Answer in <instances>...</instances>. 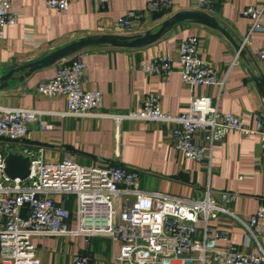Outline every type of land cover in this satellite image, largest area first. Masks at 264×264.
<instances>
[{
  "label": "crops",
  "instance_id": "1",
  "mask_svg": "<svg viewBox=\"0 0 264 264\" xmlns=\"http://www.w3.org/2000/svg\"><path fill=\"white\" fill-rule=\"evenodd\" d=\"M151 0H69L65 11L46 7L45 0H12L17 20L4 28L0 42V76L14 67L36 61L52 51L82 37L117 34H156L160 25L178 12H204L214 16L224 28L243 41L245 54L238 55L233 44L214 28L189 21L178 24L146 45L125 48L107 45L81 50L86 67L81 78L85 89L102 92V103L92 115L60 117L65 110L63 97H44L36 90L39 81L51 78L58 61L42 68L16 71L0 81V104L6 108H30L42 111L41 120L28 126L21 143L12 144L17 151L44 147V159L71 157L80 163L113 162L140 170L139 186L144 191L201 199L206 188L228 191L235 197L227 204L244 223L264 201V155L258 136L243 137L230 130L212 146L209 161H194L181 156L172 142V123L156 121H116L107 113L125 114L137 110L147 93L159 95L161 110L178 115L187 110L192 95L210 97L220 111L239 115L245 126L253 128L258 115L264 116V99L255 79L260 71L257 51L264 44V31L250 32L252 20L243 12L248 7L261 11L258 24L264 26V0H234L215 5L211 12L199 9L195 0H171L168 12L147 13ZM144 13V17L126 31L115 27L116 20L127 11ZM196 36L198 54L210 61L221 85H198L189 88L181 82L177 47L181 39ZM158 55L172 57V70L166 79L146 74L141 65ZM203 131L195 141L203 143ZM59 198V197H57ZM65 206H73L70 198ZM228 214L208 221L209 229L226 230L230 241L240 250L264 253V237L246 236L244 223ZM257 224L264 230V219ZM255 229V226L252 227ZM40 264H73L76 254L89 256L88 264H119V243L108 236L86 239L77 236L34 237ZM218 247L223 241L217 242Z\"/></svg>",
  "mask_w": 264,
  "mask_h": 264
},
{
  "label": "built area",
  "instance_id": "2",
  "mask_svg": "<svg viewBox=\"0 0 264 264\" xmlns=\"http://www.w3.org/2000/svg\"><path fill=\"white\" fill-rule=\"evenodd\" d=\"M69 0H45L46 7L58 11L68 8ZM104 2L106 0H98ZM234 0H195L196 6L211 12L215 5ZM171 0H151L147 13L168 12ZM243 14L252 20L250 32L264 31L258 24L261 11L248 7ZM144 17L129 10L115 22L126 31ZM12 0H0V42L4 28L16 23ZM199 39L188 36L178 43L177 60L181 82L189 88L198 85H221L213 65L198 54ZM257 60L264 69V44L257 51ZM172 57L158 55L141 65L148 75L166 79L172 70ZM81 51L58 61L54 75L39 81L36 90L44 97H63L66 108L57 114L65 116L92 115L102 103V92L85 89L81 78L85 70ZM158 94L147 93L137 110L107 115L120 121H156L174 124L171 135L175 149L182 157L209 161L212 146L230 130L243 137L258 136L264 155V116L258 115L255 126L244 125L239 115L220 111L206 95H192L187 110L171 115L161 110ZM43 112L30 108H6L0 104V264H40L34 237L77 236L86 239L108 236L119 243V264H264V253L252 254L238 249L226 230L209 229L208 221L228 214L243 222L227 204L235 197L228 191L206 188L201 199L144 191L139 186L140 170L119 163L98 161L85 164L71 157L62 160L44 159V147L21 148L15 152L30 159L28 176L9 179L5 172V156L14 151L12 144L21 143L32 122L43 128L50 125L41 120ZM203 131V143L195 141ZM73 196V206L65 203ZM59 197V198H57ZM264 219V201L244 223L246 236L264 237L257 224ZM255 226V229L252 227ZM223 241L218 247L217 242ZM73 264H88L89 256L76 254Z\"/></svg>",
  "mask_w": 264,
  "mask_h": 264
},
{
  "label": "water",
  "instance_id": "3",
  "mask_svg": "<svg viewBox=\"0 0 264 264\" xmlns=\"http://www.w3.org/2000/svg\"><path fill=\"white\" fill-rule=\"evenodd\" d=\"M186 21L201 24L209 28H214L218 30L229 39V41L233 44L236 51L238 52V55L243 56L245 54L243 41L235 37V35L232 34L230 30L224 28L214 16L204 12L196 11L178 12L166 19L160 25V28L158 29V32L156 34L146 32L143 35L106 34L82 37L61 48L52 51L51 53L36 61L11 68L5 74L0 76V81L8 80L16 71H21L27 68L30 72L35 69L51 65L54 62L67 56H70L76 52H79L85 48L99 47L104 45L110 47L125 48L140 47L151 42L156 36H160L164 32ZM255 83L260 95L264 99V74L262 73V71H260L259 77L255 79ZM1 88L2 85L0 86V89ZM4 162V172L9 179L19 178L23 180L28 176L30 171V159L27 156H22L15 151H8L6 153Z\"/></svg>",
  "mask_w": 264,
  "mask_h": 264
},
{
  "label": "rangeland",
  "instance_id": "4",
  "mask_svg": "<svg viewBox=\"0 0 264 264\" xmlns=\"http://www.w3.org/2000/svg\"><path fill=\"white\" fill-rule=\"evenodd\" d=\"M70 198L72 199V198H73V196H70Z\"/></svg>",
  "mask_w": 264,
  "mask_h": 264
}]
</instances>
